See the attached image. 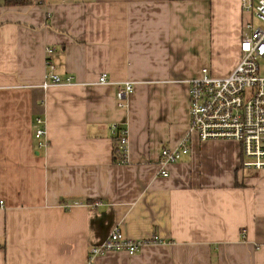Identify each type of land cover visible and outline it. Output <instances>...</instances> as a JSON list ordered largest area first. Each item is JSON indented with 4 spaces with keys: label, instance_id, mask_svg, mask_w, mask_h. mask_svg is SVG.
<instances>
[{
    "label": "crops",
    "instance_id": "1",
    "mask_svg": "<svg viewBox=\"0 0 264 264\" xmlns=\"http://www.w3.org/2000/svg\"><path fill=\"white\" fill-rule=\"evenodd\" d=\"M248 19L241 0H0V264H86L116 227L161 243L94 264H264V170L240 144L193 137L168 177L159 166L188 134L189 81L235 70ZM48 46L75 85L43 87Z\"/></svg>",
    "mask_w": 264,
    "mask_h": 264
},
{
    "label": "built area",
    "instance_id": "2",
    "mask_svg": "<svg viewBox=\"0 0 264 264\" xmlns=\"http://www.w3.org/2000/svg\"><path fill=\"white\" fill-rule=\"evenodd\" d=\"M241 8L249 19L240 42V61L228 76H214L205 68L200 77L189 81V131L177 148H164L161 151V176L168 177V166L191 153L193 137L201 142H237L242 147V167L264 170V74L259 66V60L264 58V0H241ZM54 53L51 46L45 49L48 71L43 87L75 85L71 77L62 79L56 73ZM107 83V76L103 75L99 84ZM133 85L132 82H125L120 86L117 93L118 108H127V96L133 92ZM112 132L118 138L120 164H127L130 152L127 127L114 124ZM34 136L39 149L47 147L45 123L41 118L36 119ZM156 243H161L158 237L150 240L129 239L116 227L102 243L90 247L86 264H94L96 257L110 252L134 256L146 245Z\"/></svg>",
    "mask_w": 264,
    "mask_h": 264
},
{
    "label": "trees",
    "instance_id": "3",
    "mask_svg": "<svg viewBox=\"0 0 264 264\" xmlns=\"http://www.w3.org/2000/svg\"><path fill=\"white\" fill-rule=\"evenodd\" d=\"M10 3V2H8ZM114 160L116 163H120L121 162V153L119 151V147H118V138L117 136H115V146H114Z\"/></svg>",
    "mask_w": 264,
    "mask_h": 264
},
{
    "label": "rangeland",
    "instance_id": "4",
    "mask_svg": "<svg viewBox=\"0 0 264 264\" xmlns=\"http://www.w3.org/2000/svg\"><path fill=\"white\" fill-rule=\"evenodd\" d=\"M256 24H257V22H256ZM259 66H260L262 74H264V58L259 60Z\"/></svg>",
    "mask_w": 264,
    "mask_h": 264
},
{
    "label": "water",
    "instance_id": "5",
    "mask_svg": "<svg viewBox=\"0 0 264 264\" xmlns=\"http://www.w3.org/2000/svg\"><path fill=\"white\" fill-rule=\"evenodd\" d=\"M106 238H107V237H106ZM106 238H105V239H106ZM105 239H104V240H105ZM104 240H103V241H104ZM101 243H102V242H101Z\"/></svg>",
    "mask_w": 264,
    "mask_h": 264
}]
</instances>
